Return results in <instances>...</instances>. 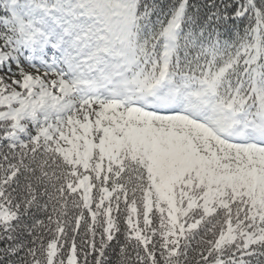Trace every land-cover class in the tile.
I'll list each match as a JSON object with an SVG mask.
<instances>
[{
  "label": "snow or ice",
  "instance_id": "1",
  "mask_svg": "<svg viewBox=\"0 0 264 264\" xmlns=\"http://www.w3.org/2000/svg\"><path fill=\"white\" fill-rule=\"evenodd\" d=\"M0 264H264V0H0Z\"/></svg>",
  "mask_w": 264,
  "mask_h": 264
},
{
  "label": "trees",
  "instance_id": "2",
  "mask_svg": "<svg viewBox=\"0 0 264 264\" xmlns=\"http://www.w3.org/2000/svg\"><path fill=\"white\" fill-rule=\"evenodd\" d=\"M192 2H193V3H202L203 0H192ZM217 2L219 3L220 0H217ZM225 2H226V0H225Z\"/></svg>",
  "mask_w": 264,
  "mask_h": 264
}]
</instances>
